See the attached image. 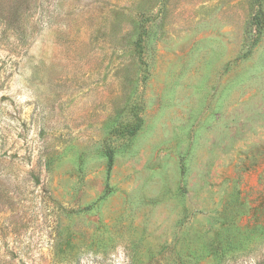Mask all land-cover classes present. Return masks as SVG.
Returning <instances> with one entry per match:
<instances>
[{
    "label": "rangeland",
    "instance_id": "rangeland-1",
    "mask_svg": "<svg viewBox=\"0 0 264 264\" xmlns=\"http://www.w3.org/2000/svg\"><path fill=\"white\" fill-rule=\"evenodd\" d=\"M0 264H264V0H0Z\"/></svg>",
    "mask_w": 264,
    "mask_h": 264
},
{
    "label": "trees",
    "instance_id": "trees-1",
    "mask_svg": "<svg viewBox=\"0 0 264 264\" xmlns=\"http://www.w3.org/2000/svg\"><path fill=\"white\" fill-rule=\"evenodd\" d=\"M113 163V153L111 151L108 152V164H109V168L111 167Z\"/></svg>",
    "mask_w": 264,
    "mask_h": 264
}]
</instances>
